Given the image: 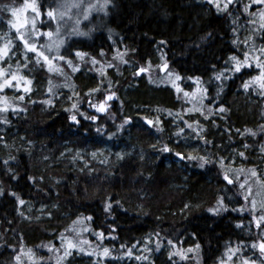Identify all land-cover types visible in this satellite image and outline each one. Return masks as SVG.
<instances>
[{"label": "trees", "instance_id": "1", "mask_svg": "<svg viewBox=\"0 0 264 264\" xmlns=\"http://www.w3.org/2000/svg\"><path fill=\"white\" fill-rule=\"evenodd\" d=\"M25 1L0 0V21L12 22L6 7ZM35 1L44 10L56 0ZM230 13H204L187 0H108L104 13L95 12L83 23L93 26L90 34L70 38L63 46L69 59L79 52L82 63L92 56L108 63L101 75L89 66L93 80L87 82L78 67L68 87L48 88L44 94L36 88L47 70L40 66L27 77L30 94L18 103L21 107L0 118V264H95L85 249L55 259V247L75 223L89 227L88 243L101 247L100 258L104 249L110 256L124 255L119 264H141L125 259L126 250L147 235L181 252L196 249L195 256L185 253L180 259L160 249L151 264H214L232 244L255 240L247 214L231 208L230 188L238 189L237 183L228 184L221 176L217 159L241 151L244 169H256L264 159V89L243 86L258 69L215 77L228 56L239 53ZM112 55L118 70L105 61ZM161 63L180 77V85L194 77L203 82L202 110H187L190 103L181 99L180 90L156 78ZM4 93L18 98L9 90ZM112 93L104 113L89 107ZM73 103L79 112L66 111ZM73 114L79 123L70 120ZM92 116L95 121L85 119ZM165 146L169 151H162ZM174 152L211 163L203 168L198 160L187 165L185 159L182 167L166 164ZM215 196L223 197L226 210L210 211L216 208ZM186 202L191 204L184 207Z\"/></svg>", "mask_w": 264, "mask_h": 264}, {"label": "rangeland", "instance_id": "2", "mask_svg": "<svg viewBox=\"0 0 264 264\" xmlns=\"http://www.w3.org/2000/svg\"><path fill=\"white\" fill-rule=\"evenodd\" d=\"M187 1L188 3L198 4L201 11L204 13L210 9L217 13L223 12L218 11L215 3H210L209 0ZM25 2L15 9H22ZM28 3H32V0H28ZM219 3L221 7H223L225 0H219ZM107 4L108 0H56L53 2L51 7L42 10L35 1V5L41 13L39 16H34L29 8L25 11H18L17 16H13L12 22L6 23L0 21V48H6L7 50V55L4 56L3 59H0V71L3 72V75L0 76V84H3L5 80L10 81V86L0 89V93L1 91L6 92L9 90L13 94L17 93L18 97L12 99L5 93V96L0 94V118H6L5 116L8 110L10 111L14 108L17 109L22 106H19L18 103L23 101L26 93L30 94L29 91H25L26 88L30 90L31 85L29 83V78L27 77L34 76L35 70L40 66H43L47 70V73L44 72V79L41 81L43 83L39 86L40 89L36 88V91L41 94H44L48 88L51 92L54 90H63L68 87L69 82L72 79L73 70L78 67L80 68L79 70L84 72L81 76L85 77L87 82L93 80V76L90 75L89 72V66L93 68L94 73L97 76L104 72V68L108 63L102 62L95 56L86 59L87 62L83 63L82 61L85 59L77 55L74 59H69L64 55L65 53H63V46L70 38L89 35L93 26L84 27L83 23L88 21V17H91L95 12L104 13ZM245 6H247V10H245ZM49 10L53 11L57 19L52 20L47 16V12ZM228 10L231 11L228 16V20L230 22L233 39L236 40V44H239V53H232L228 56L225 61V66L221 68L216 76L223 73L220 80L231 76L233 72L230 68L235 65L230 58L236 57L237 60L243 61L245 59V53H247L249 65L247 68L254 66L258 69L256 74L247 80V82H249L253 77H259L261 72H264V54L260 51L262 49L260 33H264V3L259 2V0H256V2H254V0H234V2L229 5ZM61 13H63V16L60 15ZM33 19L36 21L35 31H33ZM13 25L16 26L14 27ZM57 27L60 29L59 33L56 32ZM49 31L53 33L51 37L44 35ZM37 33L40 35H37ZM21 34L24 37L23 40L19 39ZM25 40L28 41L29 44L34 43L36 46V52H43L44 56L48 57L50 63L45 62L43 57H39V63H37L38 57L36 52L26 51L24 47ZM57 40L63 41V44L60 45L58 52L55 47H48V45L53 44V42ZM60 56H63L64 59H59ZM93 59L96 63H93ZM116 60L117 59L114 55H112L105 61L110 62L114 69V67L117 68L116 65L118 60ZM68 61H71L70 65ZM258 62L262 66L258 67ZM119 68L120 67L116 70ZM158 68L160 76H156V78H158L159 81L162 80V83H169L175 90H180L179 93L181 99L190 103L187 110H202L204 93L203 82L194 77L184 79L181 82L185 84L180 85L178 83L179 79H176L175 73L167 67L166 63L159 64ZM141 69L146 70L145 68H140L139 70ZM13 76H15L16 79H13ZM261 83V81H256L249 84H253L256 87H259L260 90H263L264 88L261 87ZM186 93L187 95H185ZM21 96L23 97L22 100L20 99ZM103 100L104 99L96 102L95 104L98 105ZM143 121L148 123V121H152V119L144 118ZM3 126L4 125L2 124L1 127L3 128ZM68 150L71 151V148ZM99 153H101L100 155H103L102 151H99ZM176 153L178 152L172 153L170 158L166 157L165 163L169 165L171 161H174L178 166L182 167V163L185 162L182 161L185 159H182L181 156H177ZM239 153L242 152H235L234 150L229 151V155L225 158L218 157V165L221 168V176H225V174H227L233 182L236 181L237 183V188L239 190L233 189L232 187L230 188V192L232 194L234 193L232 195V203L234 204L230 205L233 210L236 209L235 211L245 212L247 214L246 221L251 225L255 240L239 241L232 244L230 246L231 251L229 252L228 250H224L220 259L214 264H264L262 254H260V245L264 243V220L260 219L261 217H264V159L261 165H259L256 169H244L241 166L242 156H240ZM206 154L207 156H210L208 151H206ZM73 155L70 156L71 160H73ZM243 157L245 156L243 155ZM220 158H223L222 163L220 162ZM191 161L192 160L187 159L186 164L191 165ZM253 170L256 175L252 174ZM186 179L187 174H184L180 183L182 186H185L184 183ZM241 184L244 185L243 188L240 187ZM246 196L248 197L247 199L245 198ZM218 198L219 197L215 196L213 201L214 204L212 203V206L215 205V207H217ZM253 202H255V204H253ZM26 203L25 210L27 209L26 211L28 212L31 207L29 205L30 203ZM189 204L191 203L186 202L184 207ZM184 207L180 208L179 212H183ZM38 213V215L44 214V209H42V211L38 210ZM258 221L261 225L259 227L257 226ZM86 228L89 227H82L80 223H75L69 227V232L64 235L60 244L54 249V254L57 253V256H55L56 260L67 256L74 248H77V251L85 249L83 251L85 256L88 260H90V262H95V264H106L108 262H112L111 264H119L124 260V255L110 256L103 254L104 257L100 258L99 253H101V247L99 246L98 248V246L88 243V237H86L85 233ZM90 234L93 235L91 230ZM253 245H256V247H253ZM246 246L250 247L249 252L251 254H254L255 257L258 256L256 260L241 257V255L245 252ZM160 249H164L169 252L170 256L176 254L177 256L175 255L176 257L173 259H180L181 256L179 255H184L185 253H188V256L191 257L196 255V249L194 247H188L181 252L174 248H170L168 244H162L155 236L147 235L140 243H134L126 250L125 259L131 260L133 263L139 262L141 264H151L153 254L157 253ZM189 249H191V251H189ZM66 252L68 253L67 255H65ZM234 255L237 257L238 261H236L235 258H232Z\"/></svg>", "mask_w": 264, "mask_h": 264}, {"label": "snow or ice", "instance_id": "3", "mask_svg": "<svg viewBox=\"0 0 264 264\" xmlns=\"http://www.w3.org/2000/svg\"><path fill=\"white\" fill-rule=\"evenodd\" d=\"M209 2L210 3H215L218 11L227 12L229 5H231L234 2V0H225V3L223 4V7H221V5L219 3V0H209ZM254 2H256V0H254ZM259 2L264 3V0H259ZM29 8L31 9V11L34 14V16H39L41 14L40 11L38 10V8L35 5V0H32V3H28V0H26V2H25V4H24L22 9H15V8L8 9L6 7V10H10L12 12V15L15 17V16H17L18 11H25V10H27ZM245 10H247V6H245ZM60 15L63 16V13H61ZM47 16L50 19H52V20L57 19V17L54 15L53 11H51V10H49L47 12ZM32 23H33V31H35V23H36L35 19H33ZM13 26L15 27L16 25H13ZM59 31H60V29H59V27H57L56 28V32L59 33ZM37 35H40V34L37 33ZM44 35H47V36L51 37L53 35V33L51 31H49L48 33H46ZM19 39H21V40L24 39L22 34L19 36ZM61 44H63V41L62 40H57V41H54L53 44L48 45V47L49 48L55 47L57 52H58L59 51V47H60ZM24 47H25L26 51H28V52H36V46H35L34 43L33 44H29L28 41L25 40L24 41ZM260 51H261L262 54H264V49H261ZM36 54H37V57H38L37 63H39V57H43L45 62L50 63V61L48 60V57L44 56L43 52H36ZM6 55H7L6 48H0V59H3L4 56H6ZM76 55L80 56L81 58H83V56H84L83 53H79V52H77ZM100 55L103 56L104 53L101 52ZM118 58L121 61H123V56L122 55H120ZM59 59L63 60L64 57L60 56ZM230 60L235 65L234 67L230 68V70L233 73H240L242 69H244L245 67L249 66L248 65V55H247V53H245V59L243 61L237 60L236 57H231ZM68 63L70 65L71 61H68ZM93 63H96V61L94 59H93ZM109 66L111 67V65H109ZM257 66L260 67L262 65H260L259 62H258ZM74 71H75V69H74ZM140 71L143 72L144 70L141 69ZM2 75H3V72L0 71V76H2ZM222 75H223V73L218 74L216 76V79H220ZM12 78L16 79L15 76H13ZM176 79H180V77L177 76ZM256 81H261L262 82L261 83V87L264 88V72H261L259 77H253L252 80H250L249 82L245 83L243 86L247 89L248 86H249V83H254ZM7 86H10V81L5 80L3 84H0V89H2L4 87H7ZM25 91L27 92V91H29V89L26 88ZM99 91H100L99 88L93 89L87 95H91V94H93L95 92H99ZM185 95H187V93ZM114 97H115V93H112L110 95H106L104 100L101 101L98 105L89 103V107L95 108L98 113H104L106 111L107 106L109 105V101H112L114 99ZM20 99L22 100L23 97L21 96ZM44 103H47V104L51 105V100L44 101ZM72 110H76V112H79L78 104L73 103L72 106H71V109H66V111H72ZM209 111H211V110H209ZM220 111L223 112V111H225V109L221 108ZM80 115H83V113H80ZM69 118L74 123H79V121L77 120V115L76 114L71 115ZM85 119H90V120L95 121L96 117L95 116L85 117ZM128 123H129V121L126 119L124 121V124H128ZM148 123L152 124L153 122L152 121H148ZM120 127H123V125H121ZM187 127L191 128L192 125H187ZM97 131L99 132V131H101V129H97ZM181 131H183V130H181ZM177 135H179V133H177ZM253 135H255V133H253ZM205 143H208V141H205ZM245 147H247V145H245ZM162 151H169V149L165 146L162 149ZM93 155H95V154H93ZM176 155L177 156H181L182 159L198 160L199 161V167H201V168H203L205 166V164L211 163L210 160H208V159H206L205 157H202V156H195V155H191V154H189L187 156H182V154L179 153V152L176 153ZM239 155L243 156L244 154L243 153H239ZM117 157H118V159H122L123 158L119 153H117ZM220 162L221 163L223 162V158H220ZM252 174L256 175L254 170L252 171ZM224 179L228 182V184H232L233 183V180L230 179L227 174H225ZM240 187L243 188L244 185L241 184ZM0 195H3V190L2 189H0ZM11 195L15 196L16 194L15 193H11ZM16 198L19 200L20 204H24L25 203V201L22 200V199H19V197H16ZM245 198L247 199L248 197L246 196ZM253 204H255V202H253ZM109 207H110V205H109ZM221 210H226L225 206H224V203H223V197L218 198L217 207L215 209H210V211H216V212L221 211ZM260 219L264 220V217H261ZM257 226L258 227L261 226L259 221L257 222ZM169 243H171V242H169ZM196 247L198 249L199 245H197ZM253 247H256V245H253ZM260 250H261V254L264 255V243H262L260 245ZM108 251H109L108 249H104V254L107 255ZM189 251H191V249H189ZM67 254L68 253L66 252L65 255H67Z\"/></svg>", "mask_w": 264, "mask_h": 264}, {"label": "flooded vegetation", "instance_id": "4", "mask_svg": "<svg viewBox=\"0 0 264 264\" xmlns=\"http://www.w3.org/2000/svg\"><path fill=\"white\" fill-rule=\"evenodd\" d=\"M241 257L242 258H246L247 257V258L252 259V260H256L258 258V256L255 257L254 254H251L250 252H247V251H245L244 254L241 255ZM262 259L264 260V255H262Z\"/></svg>", "mask_w": 264, "mask_h": 264}, {"label": "bare ground", "instance_id": "5", "mask_svg": "<svg viewBox=\"0 0 264 264\" xmlns=\"http://www.w3.org/2000/svg\"><path fill=\"white\" fill-rule=\"evenodd\" d=\"M218 184V183H217ZM234 194V193H233Z\"/></svg>", "mask_w": 264, "mask_h": 264}]
</instances>
